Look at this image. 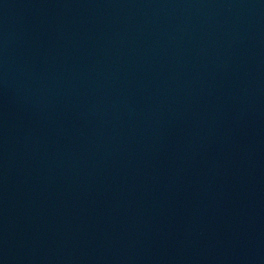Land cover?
Listing matches in <instances>:
<instances>
[{
  "label": "water",
  "instance_id": "obj_1",
  "mask_svg": "<svg viewBox=\"0 0 264 264\" xmlns=\"http://www.w3.org/2000/svg\"><path fill=\"white\" fill-rule=\"evenodd\" d=\"M0 264H264V0H0Z\"/></svg>",
  "mask_w": 264,
  "mask_h": 264
}]
</instances>
